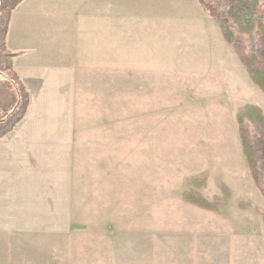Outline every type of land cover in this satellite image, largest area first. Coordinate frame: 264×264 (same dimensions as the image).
Listing matches in <instances>:
<instances>
[{
    "label": "rangeland",
    "instance_id": "1",
    "mask_svg": "<svg viewBox=\"0 0 264 264\" xmlns=\"http://www.w3.org/2000/svg\"><path fill=\"white\" fill-rule=\"evenodd\" d=\"M25 7L22 38H57L48 51L55 44L77 75L79 176L63 233L0 237V264H264V195L236 119L245 105L264 115V93L198 0ZM256 13L264 18V0ZM24 19H12L14 42ZM232 32L247 54L256 48L264 70V44ZM10 78L0 85V119L23 87ZM250 127L264 159V138ZM191 193L221 205L206 208Z\"/></svg>",
    "mask_w": 264,
    "mask_h": 264
},
{
    "label": "crops",
    "instance_id": "2",
    "mask_svg": "<svg viewBox=\"0 0 264 264\" xmlns=\"http://www.w3.org/2000/svg\"><path fill=\"white\" fill-rule=\"evenodd\" d=\"M25 5L26 0L13 12L6 40L29 106L23 120L0 139V237L63 233L73 217L79 176L77 75L58 61L57 38L49 39L55 43L49 51L46 38L32 43L22 38L32 17ZM19 12L26 24L14 42L12 19Z\"/></svg>",
    "mask_w": 264,
    "mask_h": 264
},
{
    "label": "trees",
    "instance_id": "3",
    "mask_svg": "<svg viewBox=\"0 0 264 264\" xmlns=\"http://www.w3.org/2000/svg\"><path fill=\"white\" fill-rule=\"evenodd\" d=\"M23 2L24 0H2L0 2V85L10 81L9 79H12L10 76L14 77L15 74L12 63L14 55L6 53V39L12 14ZM198 2L208 17L219 26L224 40L233 47L240 62L245 66L250 80L264 93V70L260 66V60L255 53L256 48L252 47L251 52L247 54L245 44L238 42L232 32V28H234L237 33L250 38L257 37L264 44V18L256 13L262 0H198ZM5 53L7 54L6 59L9 58L10 63L3 66L1 55H5ZM15 77L17 76L15 75ZM14 79L16 80V78ZM16 85L18 87V100H16V105L11 112L4 111L5 116L0 119V139L12 132L23 120L29 106L28 94L23 87ZM236 119L243 153L251 176L257 188L264 195L262 188L264 159L261 148L250 129V126L254 127L264 138L263 112L257 106L245 105L238 109ZM189 196L194 198L193 202L209 209H217L221 205V201L210 203L197 194L191 193ZM223 201L225 202V199Z\"/></svg>",
    "mask_w": 264,
    "mask_h": 264
}]
</instances>
